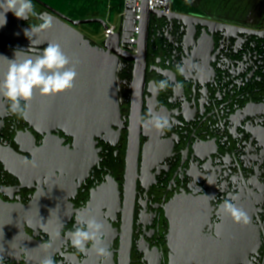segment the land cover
<instances>
[{
  "label": "flooded vegetation",
  "instance_id": "flooded-vegetation-1",
  "mask_svg": "<svg viewBox=\"0 0 264 264\" xmlns=\"http://www.w3.org/2000/svg\"><path fill=\"white\" fill-rule=\"evenodd\" d=\"M171 14L151 17L137 52L110 53L118 116L88 154L64 130L32 125L28 109L12 114L0 96V215L14 224L0 232V264H196L214 253L223 264H264V19L176 6ZM18 46L0 42L42 51ZM162 79L182 88L149 90ZM36 96L35 115L51 117L49 97ZM149 112L170 129L145 127ZM230 194L247 226L219 211ZM77 213L104 224L109 257L71 246Z\"/></svg>",
  "mask_w": 264,
  "mask_h": 264
},
{
  "label": "water",
  "instance_id": "water-1",
  "mask_svg": "<svg viewBox=\"0 0 264 264\" xmlns=\"http://www.w3.org/2000/svg\"><path fill=\"white\" fill-rule=\"evenodd\" d=\"M55 13L53 26L35 34H25L30 26L24 23L28 20L18 19L12 12L6 14L7 23L0 27V42L5 47H16L35 51L43 50L48 43H58L64 53L71 59L77 71L75 86L62 94L48 96L51 102V117L38 118L35 115L37 102L36 93L29 102L27 120L37 127L40 124L44 127L59 128L68 135L74 137L75 145L81 148L82 152L89 153L93 138L99 135L100 131L109 128L118 116V93L116 70L117 61L110 56V53L121 55L126 53L120 45V34L108 38L103 46L95 45L92 41L77 29L84 24H101L107 28L106 21L99 18L74 19L49 6L41 0H34ZM145 1L144 11L141 17V29L136 45L140 47L146 37L151 17L170 16L159 11H150ZM127 31H132L128 29ZM130 41L126 40V43ZM25 54H18V61L25 58ZM122 56V55H121ZM15 59V52L0 49V81L8 69V62L3 59ZM47 97V96H46ZM39 103V102H38ZM8 214L0 215V232L8 233L9 227L14 226ZM0 233V234H1ZM210 260L196 264H223L225 262L213 260L216 254H210ZM229 264H235L231 261Z\"/></svg>",
  "mask_w": 264,
  "mask_h": 264
},
{
  "label": "clouds",
  "instance_id": "clouds-1",
  "mask_svg": "<svg viewBox=\"0 0 264 264\" xmlns=\"http://www.w3.org/2000/svg\"><path fill=\"white\" fill-rule=\"evenodd\" d=\"M12 12L18 19L28 20L29 17H37L41 23L30 25V29L25 31L29 34L39 33L50 29L54 24V17L47 13H37L33 0H0V27L7 23L6 14ZM30 48L27 52H31ZM9 60L2 57L8 62V69L4 79L0 81V96H3L9 102V110L12 114L24 116L29 107V102L35 93L41 96H54L71 90L75 86L77 71L72 64L71 59L64 53L58 43H48V46L36 55H26L22 60ZM160 74L166 75L165 69L155 68ZM176 71L183 75L185 67L182 64L176 65ZM150 91H166L169 87L174 90L182 88L180 82L170 83L169 79L160 81H149ZM149 119L145 121V127L151 125L155 130L163 133L170 129L171 123L165 116L152 115L149 112ZM210 200L215 197H209ZM239 199L238 195L230 194V199H225L219 205V211L230 215L232 220L242 226H247L251 218L242 208L237 207L232 201ZM104 224L96 218L82 220L77 213L75 217L74 230L66 235L70 240L71 246L81 253L88 251V245L95 251L97 256L109 257L111 253L104 246L103 239ZM59 235V234H58ZM45 249L51 247V243L40 245ZM40 264H55L51 256H47L40 261Z\"/></svg>",
  "mask_w": 264,
  "mask_h": 264
},
{
  "label": "rangeland",
  "instance_id": "rangeland-1",
  "mask_svg": "<svg viewBox=\"0 0 264 264\" xmlns=\"http://www.w3.org/2000/svg\"><path fill=\"white\" fill-rule=\"evenodd\" d=\"M47 6L67 15L73 16L78 11L86 14V18H99L106 21L109 8L108 0H41ZM120 0L112 1L113 23L121 24V12L118 7ZM175 6L179 9H190L192 11H202L209 14L223 13L234 16L244 21L264 19V0H175ZM76 14V15H77ZM78 16V15H77ZM80 31L92 43L103 45L104 27L101 24H84L79 26Z\"/></svg>",
  "mask_w": 264,
  "mask_h": 264
},
{
  "label": "built area",
  "instance_id": "built-area-1",
  "mask_svg": "<svg viewBox=\"0 0 264 264\" xmlns=\"http://www.w3.org/2000/svg\"><path fill=\"white\" fill-rule=\"evenodd\" d=\"M146 0H121L120 2V17L121 24L113 23L112 16V0H108L109 13L106 19L107 28L104 29L103 36L106 39L120 34L121 48L131 52H137L136 41L140 36L141 17L144 11ZM175 0H148L147 7L150 11H159L161 13L170 14L174 12ZM154 16V15H153ZM132 29V31H127ZM130 41L129 43H126Z\"/></svg>",
  "mask_w": 264,
  "mask_h": 264
},
{
  "label": "trees",
  "instance_id": "trees-1",
  "mask_svg": "<svg viewBox=\"0 0 264 264\" xmlns=\"http://www.w3.org/2000/svg\"><path fill=\"white\" fill-rule=\"evenodd\" d=\"M113 1V0H112ZM120 2H121V0H120ZM175 2V1H174ZM118 7H120V4H119V6ZM77 13H73L72 15L73 16H70L71 18H74V19H85L86 17H87V15L86 14H81L79 11H78V16L76 15Z\"/></svg>",
  "mask_w": 264,
  "mask_h": 264
}]
</instances>
